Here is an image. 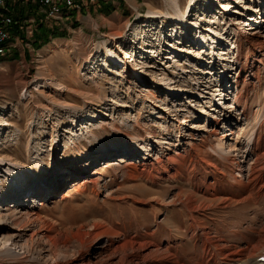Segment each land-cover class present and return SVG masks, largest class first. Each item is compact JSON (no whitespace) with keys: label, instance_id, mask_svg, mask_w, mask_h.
<instances>
[{"label":"rangeland","instance_id":"rangeland-1","mask_svg":"<svg viewBox=\"0 0 264 264\" xmlns=\"http://www.w3.org/2000/svg\"><path fill=\"white\" fill-rule=\"evenodd\" d=\"M103 1L88 5L76 19L72 18L76 10L69 17L65 13L70 8L80 9L77 2L65 4L63 15L54 19H42L33 3H24L14 15L8 35L12 38L8 39L6 53L0 56V192L15 189L17 199L13 204L38 208L40 197L32 203L26 201L37 187L33 171L37 175L48 173L64 169L69 163L79 171L92 170V174L73 176L75 181L57 185L52 193L44 191L39 211L59 231L66 232L67 244L56 246L51 255L50 250L45 251L46 241L36 236L27 251L23 241L12 242V231L3 229L0 264H72V257L77 255L73 253L80 246L97 264H116L114 257L129 249L122 247L114 254L111 249L101 250V243L85 241L80 245L72 236L80 230L85 239L94 223L103 226L102 243L108 232L116 230L130 237L143 230L155 233L154 240H160L161 249L171 253L169 264H229L230 257L251 251L260 241L264 243L263 180L257 174L249 177L246 171L237 180L232 178L238 172L235 160L241 163L248 154L254 125L262 124L264 130L261 62L255 64L262 81H254L249 90V124L237 123L234 134L227 135L221 147L219 138L206 133L211 117L221 116L222 109L232 102L230 96L223 99L225 91H234L226 71L231 79L237 73L232 66L236 52L230 24L235 23L239 33L250 32L246 24L252 18L264 21V0H194L192 9L185 14L182 10L189 0H177L176 6L168 0ZM84 2L96 0L81 1ZM226 4L228 12L224 13ZM230 10L236 12L232 14ZM149 12H160L161 16L151 21L152 26L141 27ZM40 28L53 32L45 43L35 40ZM260 31L264 34V28ZM204 42L208 50L197 56ZM190 50L195 57L188 54ZM141 72L145 77L138 75ZM199 77L221 85V91H208L204 86L186 90L180 85V81L186 84ZM223 125L218 137L230 128L227 120ZM240 129L247 135L242 145L236 140ZM190 139L197 144L193 153L210 160L223 175L214 177L211 165L190 161ZM260 140L264 150V132ZM234 144L239 155L227 147ZM104 146L123 148L119 155L127 154L124 158L132 157L135 164L139 158L133 153L128 155L134 147L139 157L147 156L152 162L163 157L170 147V151L187 155L190 172L185 181L153 182L139 178L135 168L129 169L132 174L121 167L105 169L102 162L106 160L94 166L97 161L93 158L104 153ZM82 155L90 157L80 158ZM227 156L233 159L229 164ZM66 158L74 160L61 165ZM250 159L249 156L245 161V167ZM25 175L32 182L27 185L30 192L26 186L16 187ZM204 182H217L215 198L207 200L198 189L193 190ZM45 186L47 183L39 187L46 189ZM179 191H193L199 197L195 202L199 207L189 212L185 198L176 197ZM7 198L0 201L1 214ZM4 218L8 220L3 217L0 222Z\"/></svg>","mask_w":264,"mask_h":264},{"label":"bare ground","instance_id":"bare-ground-1","mask_svg":"<svg viewBox=\"0 0 264 264\" xmlns=\"http://www.w3.org/2000/svg\"><path fill=\"white\" fill-rule=\"evenodd\" d=\"M168 1L171 2L172 6L177 5L176 3L177 0H168ZM193 3H194V0H189L185 8L182 10V14H185L186 12L191 10L192 9L191 6L193 5ZM67 4L70 6L71 3H67ZM223 8H224V13L228 12L226 11V9L228 8V4L223 5ZM62 10H63V7L53 8L52 17H50L49 19L58 18L59 16L63 15ZM229 12L234 14L236 11L230 10ZM159 16H161L160 12L159 13L149 12L146 16L147 20L142 22L140 26L141 27L152 26L151 21H153L154 19H156V17H159ZM254 19L255 18H252L251 21L249 19L247 20V22L248 21L250 22H248L246 25H248L247 27L251 30L248 33H239L235 23L230 24V26L233 27V33H232L231 40L232 39L234 40V45H235L234 48L236 52L235 57L232 60V66L235 68L233 69L237 71V73L235 76H233L234 78L231 79L227 77V74H229V71H226V78L228 79V83L232 82V85L234 86V91L233 90L225 91L223 94V99L228 98L230 96L232 102L230 105L222 109L221 116L211 117L210 128L208 132L206 133L207 135H212V136H216L217 138H219V141H218L219 147H221L224 144L223 140L224 138H226L227 135L231 136L234 134L233 128L236 126L237 123L243 122L246 126L249 124L248 118H249V104H250L249 103L250 85H253L254 81L257 82V84H260L262 81V75L260 74L259 68L257 67L255 63L261 62L264 67V34H262L263 31H260L261 29L264 28L263 26L264 21H260L258 20V18L256 20ZM209 22L214 23V21H210V20ZM183 23H186V19L183 20ZM259 23L260 24L262 23L260 27L257 26L253 28L254 26H256V24H259ZM9 33L10 31L9 29H7V37ZM7 37L0 36V56L6 53V45H8ZM207 50H208V46H206V43L204 42V45H201L199 49L197 50L196 55L197 56L203 55ZM188 54L189 55L192 54V56L194 57L196 56L194 52L191 53V50L189 51ZM257 54H260V58H256ZM243 57H244V61H242ZM114 63H116V61H114ZM98 66L99 64L96 65V69H98ZM124 68L125 70H128L126 66H124ZM198 71H201V70H198ZM138 75L145 77L144 72H141ZM195 80H196L195 82L194 81L188 82L186 84L183 81H180V85L185 86L186 90H189L190 88L194 89L196 86H204V89L208 91H211L212 90L211 88H217L215 89V91L216 90L221 91V88H220L221 85L218 86L217 83L215 85H212L215 82L211 80L205 81L204 79L203 80L200 79V77L198 80L197 78ZM222 83L223 81L221 82V84ZM157 88H159V86ZM208 91H206V94H208L207 93ZM230 92H233V93H230ZM199 96L201 98H205L204 95L200 94ZM237 110H238V114L235 113ZM178 111L188 112V109H178ZM258 111L259 110L257 109L255 116L258 115ZM102 116H104V114ZM95 118L96 119L94 120H97L102 117L100 116V117H95ZM226 120H227V123L229 122L230 128L226 129L218 137V134H219L218 129L220 127V124L222 123L223 125L224 121ZM194 128H196V126ZM254 128L255 130L252 133V139L250 142L248 154L245 156L244 160L241 161V163L238 160H235V169L238 172L236 174H233L232 178L234 180H237L238 179L237 176L238 175L241 176L245 171L249 177L250 176L252 177L253 175L256 176V174L258 176L260 175L261 180H263L262 182V189H263L264 188V168H263L264 167V150L262 147L263 145L261 144L262 140L260 139H261V136L264 130H262V124L254 125ZM244 132L245 130L243 132L238 131L237 133L236 140H237L238 145H242L243 143V138L246 135ZM188 141H189L188 146L192 148L190 149L191 152H189L190 156L192 157L190 161H193L192 163H196L198 161L203 164L211 165L210 160H207L205 157H201L193 153L197 144L193 143L191 139ZM200 141H201V144H203L204 140L200 139ZM183 144L186 145L187 144L186 141ZM227 147L233 148V151L234 152L236 151V153L238 154L239 148H235L237 147L235 144L228 145ZM102 149L104 150V153H100L97 157L93 158L97 161V163H95L94 166L97 164H100L101 161L106 160L102 162L105 169L121 167V168H125L124 171H126L127 174H132V172L130 173V171L135 168L137 170V174L139 178L141 177L145 180H150L153 182H166V181L175 182L178 179H182L185 181V179H187L189 172H190L187 167V155H184L179 152L170 151V147H167L168 151L164 154L163 157L155 159L154 162H152L147 156L139 157V155L137 154L138 151L135 150V147L132 148L130 151H128V155L133 153L132 156H136L137 158H139L138 160L139 163L137 164H135V161L131 160L132 157L129 159H125L124 157L127 156V154H125L124 156L119 155L120 151H122L123 148L116 149L115 147L104 146ZM217 154L221 155L222 153L221 154L217 153ZM232 155H229V156L231 157ZM249 156L251 158L249 161V165L248 167H245L244 163L248 159ZM89 157L90 155H82V157L80 158H89ZM230 157L227 156L225 158L226 163L228 164L231 160H233ZM78 158L79 157L75 159H78ZM63 160L64 162L61 165H65L66 161L71 162L74 159L66 158ZM79 162L80 161H76V164H78ZM32 171L33 170H31V172ZM91 171L92 170L79 171L77 166H75L74 164H69V163L65 165L64 169H60V170L58 169L56 171L55 169H53L51 172H48V173H44L42 171L40 172V174L37 175V173L33 171V174L35 176L34 182H36L34 186L36 185L37 187L33 190L29 189V190H32L33 192L29 194L28 196H26L27 197L26 201L29 203H32L34 202V200L40 197L39 204L41 206L44 201V197H45L44 193L47 190L48 191L51 190L50 192L52 193V190H56L55 187L57 185L63 182H68V183L73 182L76 180L75 177L81 174L83 178L87 175L91 176L92 174ZM211 174L212 176L215 177V176L223 175V172H221L217 166L211 165ZM27 177L29 176L25 175V177L22 180H18V184L16 185V187L20 188V187L26 186L25 189L28 190L27 185L31 186L32 182L31 181L28 182ZM49 177L51 181H49L50 179L47 181H41V180L48 179ZM23 183H24V186H21L23 185ZM45 183H47V187L45 186L46 189H43V187H39L41 184H45ZM216 186H217V182H215V184L204 182L200 187L199 185H196L195 187H193V190L198 189V191L200 192V195L205 196L206 197L205 199L208 200V199L215 198ZM35 190H37V193L35 192ZM15 191L16 190L13 189V191H11L10 193L0 192L1 202L4 201L5 198L8 197L6 199L7 201L3 203V205H6V206L2 209L1 211L2 214L0 213V218L7 217L8 220L4 218L5 221L0 222V230L8 229L12 231L9 234V236L12 238V242L17 243L19 241H23L22 246L27 251H30L31 249L30 243L33 242V240H35L36 236L38 240L46 241L45 244L47 248L45 251L49 252L48 250H50L49 254L51 255L53 254L51 253V251L53 252L56 246L67 244V237L65 234L66 232L64 233V232L59 231V227L54 222H52L50 219L45 218V216H43L39 211L40 206L36 208V206L34 205H31L30 207H25L24 203L21 206L20 205L17 206L13 204V202L17 199V193ZM12 194L14 195L12 196ZM176 197L178 199H181V197L185 198L184 205L189 212L199 207V205L195 204L196 200L199 197L197 198L196 194H194L193 191L186 192V193L183 191H179L176 193ZM11 198L13 199L11 200ZM184 198H182V200ZM191 217L193 219V222L194 221L196 222V220H194V217L193 216ZM91 227H92L91 230L88 233H86L85 239H84V234H82L80 230L75 231L72 234V236H75L76 238L75 240L80 245H83L85 241L91 242L92 244L101 243L102 244L100 247L101 250L111 249L113 250L114 254L118 253V250H120V248L122 247H124L125 249L126 248L129 249L130 252L124 255L119 254V256L114 257V259H117L116 264H165L164 263L165 260H166V263L169 264V260H170L169 257L171 256L170 255L171 253L170 254L168 253L169 249H165V250H163V248L161 249L160 240H154L155 233H151V232H148L147 230L145 231L143 230L142 233L140 234L137 233L130 237V236H126V234L124 235L121 231L116 230L110 233L108 232L106 234L105 241L102 243L101 236L104 233L102 230L103 226L100 223H94L93 225H91ZM111 235L113 237H111ZM170 236H171L170 238H173V235H170ZM49 245L53 246L52 249L50 248ZM80 247L77 248L75 253H73L77 255L72 257L71 259L72 264H97L94 261H92V258L90 257L88 252L85 250H81ZM26 250H24V252H26ZM242 252L243 253L239 254V256L237 255V256L230 257L229 264H264V243L263 241H260V243H258L257 246L252 247L251 251L249 252L242 251ZM258 256H261V258L258 259L257 258ZM155 257L156 258L158 257V258L155 259ZM155 261H157V263H150V262H155ZM56 264H63V263L58 261ZM176 264H179V263H176Z\"/></svg>","mask_w":264,"mask_h":264},{"label":"built area","instance_id":"built-area-1","mask_svg":"<svg viewBox=\"0 0 264 264\" xmlns=\"http://www.w3.org/2000/svg\"><path fill=\"white\" fill-rule=\"evenodd\" d=\"M82 0H0V36L7 37V29H12L16 10L23 4L33 3L38 6V13L43 18L52 17V9L65 7L67 3L80 2ZM58 21V20H56ZM12 37H7L11 39Z\"/></svg>","mask_w":264,"mask_h":264},{"label":"trees","instance_id":"trees-1","mask_svg":"<svg viewBox=\"0 0 264 264\" xmlns=\"http://www.w3.org/2000/svg\"><path fill=\"white\" fill-rule=\"evenodd\" d=\"M18 32V28L17 25L14 24V33ZM53 32H50L48 29L46 28H40L37 32V37H36V41H39V39H41L42 42H46L47 40H49V35L52 34ZM57 33V32H56ZM55 33V34H56ZM2 60V58H0V61Z\"/></svg>","mask_w":264,"mask_h":264},{"label":"crops","instance_id":"crops-1","mask_svg":"<svg viewBox=\"0 0 264 264\" xmlns=\"http://www.w3.org/2000/svg\"><path fill=\"white\" fill-rule=\"evenodd\" d=\"M101 0H96V2H94V3H81V8L80 9H72V8H70L71 10H68L66 13H65V15H67V17H69L68 15L70 14V12H72L73 10H76L77 12H73V14H72V18H75L76 19V17L77 18H79V16L80 15H82V13H78L79 11H83L84 10V8H86V7H88V5H93V4H97L98 2H100ZM109 0H105V1H103L102 3L103 4H105V3H107ZM78 4H80V2H77ZM72 7V6H71ZM66 17V19H68Z\"/></svg>","mask_w":264,"mask_h":264}]
</instances>
